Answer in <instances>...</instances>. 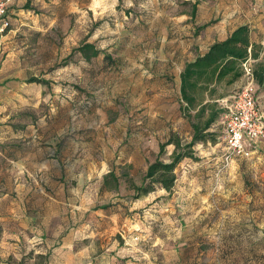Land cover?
Masks as SVG:
<instances>
[{
    "label": "rangeland",
    "instance_id": "1",
    "mask_svg": "<svg viewBox=\"0 0 264 264\" xmlns=\"http://www.w3.org/2000/svg\"><path fill=\"white\" fill-rule=\"evenodd\" d=\"M249 2L263 4L25 0L17 7L10 29L0 37V145L12 150L18 141L21 147L14 149L21 150L30 139L35 143L36 168L17 174L24 189L28 184L34 187L24 198L30 207L25 215L15 203L21 189L0 184V260L194 264L198 254L193 237L205 233L209 240L201 245L206 252L200 262L264 264V141L249 157L233 155L223 161L226 149L217 117L209 128L211 139L194 144L190 156L177 164L171 193L154 184V190L133 198L123 177L142 184L150 162L171 159L173 144L159 150L171 135L182 144L190 141V120L182 109L185 102L177 94L174 72L166 75L168 82L152 81L149 74L165 63L181 69L190 53L207 47L206 34L231 27L233 12ZM86 42L109 54L115 61L111 67L119 73L94 82L90 74L79 73L84 65L74 49ZM260 45L264 51V43ZM102 54L90 62L91 68H101ZM81 79L92 91L84 96L95 94L104 110L79 115L87 101L79 99ZM237 83L222 81L203 95L211 94L213 102ZM259 94L264 111V84ZM77 130L92 134L71 145L60 155V166L52 167L53 157L40 143L53 147ZM44 156L49 162H42ZM111 167L117 168L119 182L114 191H103L100 182ZM3 179L16 178L8 174ZM234 224L239 225L238 251L218 257L214 241Z\"/></svg>",
    "mask_w": 264,
    "mask_h": 264
},
{
    "label": "trees",
    "instance_id": "2",
    "mask_svg": "<svg viewBox=\"0 0 264 264\" xmlns=\"http://www.w3.org/2000/svg\"><path fill=\"white\" fill-rule=\"evenodd\" d=\"M28 7V6H26ZM79 57L87 63L97 59L102 52L93 43H83L76 47ZM262 47L251 40V30L247 24L236 27L225 39L212 43L208 49L193 60L187 61L180 73V100L185 102L186 116L190 120L192 136L189 142L182 144L180 138L171 135L168 140L159 147L160 152L164 147L173 144L169 161L155 159L150 162L145 170L142 181L137 185L131 178L123 174L129 189L134 192L133 198L148 194L158 184L162 189L170 192L175 185V169L180 160L190 156V149L197 142H206L211 139L209 128L218 117L220 121L223 112L221 99L228 97L232 90L218 99L210 102V95L203 92L211 91L215 84L225 82L233 84L242 76L241 64L250 56L253 62V76L258 88L264 84V60L260 59ZM263 57V56H262ZM104 60L101 68L111 67L115 61L109 54H103ZM30 81L45 83L44 80L31 78ZM78 88V86H76ZM200 95V96H198ZM216 101V102H215ZM191 110L195 112L190 113ZM206 114V116H205ZM183 148V149H182ZM124 179V178H123ZM119 178L114 171H109L103 177V185L107 189H116Z\"/></svg>",
    "mask_w": 264,
    "mask_h": 264
},
{
    "label": "crops",
    "instance_id": "3",
    "mask_svg": "<svg viewBox=\"0 0 264 264\" xmlns=\"http://www.w3.org/2000/svg\"><path fill=\"white\" fill-rule=\"evenodd\" d=\"M24 1L25 0H10L9 9H8L10 17L13 13H15L17 10H19L17 7H19L22 4V2H24ZM253 4L254 3L249 2L248 4H246L244 9H242V10L240 9L237 12H233V16H234L233 21L235 22V24L231 25V27H229V28H223V27L218 28L214 34L209 35V36L205 32V34H206L205 41L207 43V47L204 49L199 48L198 51H196L194 54L190 53L189 59H186L185 61H183L181 69L176 67L175 63H172L171 65H169L170 63H165V64H161L160 70L156 69L155 72H151L149 74V77H151V79H153L152 81H157L158 79L159 80L164 79V81L166 82L167 78H168V77H166V75L168 76V74H172V72H174V75L176 76V80L175 79H173V80L176 81L177 94L179 96L180 73H181L185 63L187 61L193 60L197 55L203 54L212 43L225 39L239 25L247 24L251 30V40L255 43L263 44L264 43V0H263V4L255 5V6ZM205 29H208V28L206 27ZM205 31H207V30H205ZM166 39L169 40L171 38H166ZM261 54L264 55V51H262ZM99 57L100 56H98V58ZM101 58H103V54H102ZM80 60H82L81 63L84 65V69H80L79 73H82L81 72V70H82L83 72L87 73V75L90 74L93 82L100 76L112 75L114 73H119V70H115V67H107V68H99V69L96 68L95 69V68H91V64L87 63L82 58H80ZM163 66H164V68H162ZM85 82L86 81L83 79H81L79 81V99L82 96L87 99L86 104L83 105L82 109H79V115L90 114L94 110H104L103 105L99 104L100 102L98 100V97L95 94L91 95L89 97L84 96V94L92 93L90 88H88V85L87 86L85 85ZM95 87H96V89L97 88L99 89L97 84H95ZM98 89H97V91H98ZM86 92H89V93H86ZM258 92H259V90H258ZM26 131H28V130H26ZM29 132L30 133L32 132L31 135H32V138L34 140L35 136H33V130L31 128H30ZM76 133H77L76 135L67 134L64 137L60 138L59 140H57L58 142L54 143L55 145L53 147L51 146L50 143H48V144L42 143V142L40 143L41 145L42 144L46 145L45 147L48 148L50 156L53 157L51 159L52 167H54L56 164H58V165L60 164L59 163L60 162V155L64 154V151L65 150L67 151L71 145H78L79 139H83L86 136H90V134H92V132H90L89 130H88L89 134H87L86 130H84V131L77 130ZM189 135H190V139H191L192 129H191L190 125H189ZM29 141H30V139L28 140V144H22L21 150L14 149V148H20L21 147V144H18V141H17V143H15L13 145L14 148H12V150H7V149H5V147L0 145V184L7 185V186L10 185L14 189H17V190L21 189V191L17 192V195H16L17 200L15 199V203L17 204L18 207H21L20 209H18V211L22 210L24 215L26 214L27 210H30V207L26 205V202H28V201L24 200V198L26 195H29V193L34 190V187L31 186V184H28L25 187V189H26L29 186L28 191L25 192L24 191L25 190L24 185L21 186V184L17 183L18 182L17 174L21 170H24L29 174L35 172L36 158L34 156L35 152L32 151V148L35 147L34 146L35 143L30 144ZM45 153L46 152H44V154ZM42 162H44V163L49 162V161H47V156L43 157ZM4 163H6V166L3 165ZM41 166H42V164H41ZM116 169H117L116 167H114V168L111 167L110 169H108V171L105 174H107L109 171L112 170V171H114V173L118 177V174L115 171ZM8 174L10 175V179H12L14 176L16 179L13 182L11 180L6 181L5 179H3V176H7ZM100 189H102L103 191H114V189L108 190L103 185V178H102V181L100 182ZM173 189H174V187H173ZM168 193H171V192H168ZM238 226L239 225L235 226V224H234V227L229 228V230H227L225 232H222L220 234V236H217V238L215 239V241H214V244L216 247L215 251L218 252V255H217L218 257L221 256L222 258H224V255H223L224 252L228 255H231L233 252L238 251V246L240 245V241H239L240 236H238L239 232L237 231ZM235 230H236V233L234 232ZM203 234L202 235L195 234V236L193 237L194 241H196V248H197L196 251L198 254L197 255L198 258H196L194 264H205L204 262H200V258H202V256L206 252V250L201 248V245H202L204 240L208 239V237L205 236V233H203ZM201 239H203V240H201ZM207 263H209V262H207ZM0 264H9V263L4 262L3 260H0Z\"/></svg>",
    "mask_w": 264,
    "mask_h": 264
},
{
    "label": "built area",
    "instance_id": "4",
    "mask_svg": "<svg viewBox=\"0 0 264 264\" xmlns=\"http://www.w3.org/2000/svg\"><path fill=\"white\" fill-rule=\"evenodd\" d=\"M10 0H0V37L11 27ZM254 60L249 56L242 64V76L228 97L221 99L223 112L220 117L221 141L226 154L249 157L264 141V111L259 88L253 76Z\"/></svg>",
    "mask_w": 264,
    "mask_h": 264
}]
</instances>
